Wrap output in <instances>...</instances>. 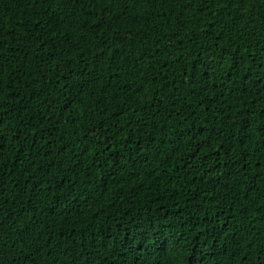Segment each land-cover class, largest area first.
I'll return each mask as SVG.
<instances>
[{"label": "trees", "instance_id": "1", "mask_svg": "<svg viewBox=\"0 0 264 264\" xmlns=\"http://www.w3.org/2000/svg\"><path fill=\"white\" fill-rule=\"evenodd\" d=\"M0 264H264V0H0Z\"/></svg>", "mask_w": 264, "mask_h": 264}]
</instances>
